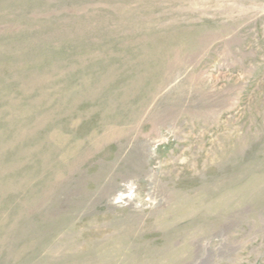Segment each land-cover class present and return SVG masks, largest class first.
Returning a JSON list of instances; mask_svg holds the SVG:
<instances>
[{
    "label": "rangeland",
    "instance_id": "rangeland-1",
    "mask_svg": "<svg viewBox=\"0 0 264 264\" xmlns=\"http://www.w3.org/2000/svg\"><path fill=\"white\" fill-rule=\"evenodd\" d=\"M0 264H264V0H0Z\"/></svg>",
    "mask_w": 264,
    "mask_h": 264
}]
</instances>
